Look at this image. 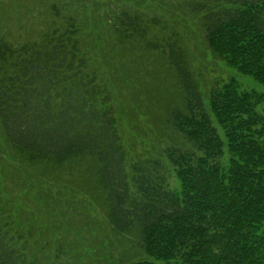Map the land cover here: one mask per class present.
Listing matches in <instances>:
<instances>
[{
    "label": "trees",
    "instance_id": "1",
    "mask_svg": "<svg viewBox=\"0 0 264 264\" xmlns=\"http://www.w3.org/2000/svg\"><path fill=\"white\" fill-rule=\"evenodd\" d=\"M151 1L165 13L118 7L106 45L123 63L133 51L125 47L159 52L174 70L183 105L165 108V128L178 140L163 152L179 189L169 187L161 158L139 157L127 170L111 90L88 63L72 0L61 9L52 1L54 21L39 40L13 44L0 26V134L14 163H6L10 175L85 163L106 223L125 243L121 264H264V93L230 79L211 88L205 103L177 28L192 22L216 58L264 85V0ZM129 83L142 97V83ZM141 108L136 102L131 118ZM11 217L0 198V264L103 262L82 248L74 255L79 242L48 227L30 224L26 234V223ZM12 229L21 232L10 236ZM128 235H136L139 255L129 251Z\"/></svg>",
    "mask_w": 264,
    "mask_h": 264
},
{
    "label": "rangeland",
    "instance_id": "2",
    "mask_svg": "<svg viewBox=\"0 0 264 264\" xmlns=\"http://www.w3.org/2000/svg\"><path fill=\"white\" fill-rule=\"evenodd\" d=\"M52 1L57 2L61 9L66 0H0V26L4 37L13 44L39 40L42 32L50 28L54 21L50 9ZM72 3L78 13L82 35L85 36L88 63L111 90L109 94L115 109L117 130L128 156L127 170L129 164L139 157L161 158L169 175V187L178 190L179 181L171 167L166 165L163 152L168 145L178 140L164 125L166 107L183 105L175 72L166 66L164 55L159 52H135L134 47H125L123 49L133 51H128L130 58L123 63L119 61L120 51L116 52L113 47L106 45L108 21L118 12V7L123 6L147 15H162L165 8L151 0H72ZM192 24L181 21L177 28L186 49L188 69L199 85L205 103L211 88L230 79H234L243 91L264 93V85L250 76L238 73L216 58L207 49L200 29ZM158 35L160 39L161 35ZM130 80L132 83H142L143 89L139 93L142 97L132 93ZM136 102L142 108L135 120L131 118L130 109L135 108ZM147 111L150 115H145ZM135 121L138 127L133 125ZM7 162L12 166L14 164L0 134V198L7 202L12 214L11 220L16 225L18 221L26 223L23 228L26 234L30 224L38 229L48 227L54 230L50 233L56 236L59 234L67 241L73 239L79 242L76 243L74 255L82 248L88 251L93 261H98L101 255L103 262L100 264L123 262L126 257L125 243L108 227L104 210L95 197L94 179L90 178L88 171L84 172L87 169L84 168L85 163L84 167L73 163L57 170L46 169L48 175L45 176L38 175L36 171L26 175L24 170H20V175L13 178L15 173L10 175L12 169L7 166ZM20 232L12 229L9 235L18 236ZM135 236H127V246L133 256L139 255ZM59 261L56 264L74 262L73 259Z\"/></svg>",
    "mask_w": 264,
    "mask_h": 264
}]
</instances>
